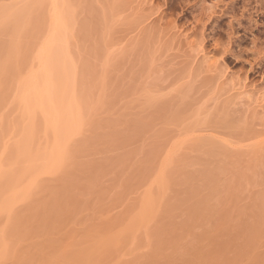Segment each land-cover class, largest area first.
Segmentation results:
<instances>
[{
    "label": "rangeland",
    "instance_id": "rangeland-1",
    "mask_svg": "<svg viewBox=\"0 0 264 264\" xmlns=\"http://www.w3.org/2000/svg\"><path fill=\"white\" fill-rule=\"evenodd\" d=\"M0 264H264V0H0Z\"/></svg>",
    "mask_w": 264,
    "mask_h": 264
},
{
    "label": "bare ground",
    "instance_id": "bare-ground-1",
    "mask_svg": "<svg viewBox=\"0 0 264 264\" xmlns=\"http://www.w3.org/2000/svg\"><path fill=\"white\" fill-rule=\"evenodd\" d=\"M51 43V42H50ZM49 43V44H50ZM53 44H54V46H53ZM48 46H49V48L52 46L53 48H55L56 47V44L55 43H52V44H50V45H48V43H47V46H45L47 49L44 51L45 52V54L43 55L46 59V61H44V64H43V69H42V71H39L38 73H40V72H43V74H33V76L31 77V78H29V79H25V83H24V91H23V93H24V96L25 95H30L31 97H35V98H41V97H43L44 95H48V93H49V91H50V88L52 87V86H55L56 87V89L55 90H57V89H59L60 87V91H62L63 92V90L65 89V85L64 84H62L63 82H62V80H63V76H62V74L60 75V70H62V68L63 67H61L60 66V64H57V63H55V62H53V61H55L56 59L58 60V59H60V52L58 51V49L56 50H54L52 47V49L50 50V51H48ZM52 50H53V52H52ZM50 52V53H49ZM52 52V53H51ZM57 53L59 54V55H57ZM51 55L52 54V56H49V55ZM54 54V55H53ZM48 55V56H47ZM50 57V58H49ZM48 58V59H47ZM54 59L53 61H51L50 59ZM56 58V59H55ZM48 60V61H47ZM50 60V61H49ZM47 62H49V63H47ZM47 63V64H46ZM46 67H45V66ZM65 69H66V67L64 66V68H63V72L65 71ZM59 72V74H57ZM62 76V78L60 79V77ZM30 77V76H29ZM55 82V83H54ZM53 84H56V85H53ZM58 84H59V88H58ZM64 85V86H63ZM63 86V87H62ZM62 88H64V89H62ZM52 92V90L50 91V93ZM56 92V91H55ZM64 93H65V91H64ZM38 105V104H37ZM37 105H34V107H36ZM38 107H39V105H38ZM37 108V107H36ZM33 110H35V108L33 109ZM53 115V114H52ZM48 117V119H47V122H52L53 121V116L51 117V114L49 115V116H47ZM55 125V124H54ZM25 144V143H24ZM23 150V151H22ZM24 148H22L21 147V150H19L18 152V154H22L23 152H24ZM22 152V153H21ZM26 153V152H25ZM15 230V229H14ZM16 234V233H15ZM19 234V233H18ZM17 234V235H18ZM16 235V236H17ZM13 236H15V235H13ZM19 236V235H18Z\"/></svg>",
    "mask_w": 264,
    "mask_h": 264
}]
</instances>
